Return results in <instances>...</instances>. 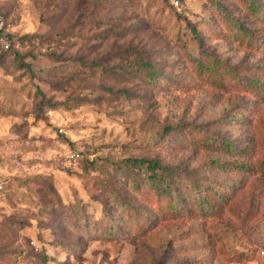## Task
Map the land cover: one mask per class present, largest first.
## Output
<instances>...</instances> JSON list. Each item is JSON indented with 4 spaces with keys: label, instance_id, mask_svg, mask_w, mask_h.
I'll return each mask as SVG.
<instances>
[{
    "label": "rangeland",
    "instance_id": "rangeland-1",
    "mask_svg": "<svg viewBox=\"0 0 264 264\" xmlns=\"http://www.w3.org/2000/svg\"><path fill=\"white\" fill-rule=\"evenodd\" d=\"M256 3L0 0V264H264Z\"/></svg>",
    "mask_w": 264,
    "mask_h": 264
},
{
    "label": "trees",
    "instance_id": "trees-1",
    "mask_svg": "<svg viewBox=\"0 0 264 264\" xmlns=\"http://www.w3.org/2000/svg\"><path fill=\"white\" fill-rule=\"evenodd\" d=\"M249 9L251 8L252 12L257 15V9H259V5L256 3V0H245ZM228 18V15H225ZM229 19V18H228ZM233 24L238 27L239 33L242 36H246L251 39L254 34L247 27L240 25L237 21L231 19ZM195 30V28H194ZM144 65H148L149 63L144 62ZM198 72H207L211 74L212 79L214 80H222V79H231L236 76V71L233 66L228 64H224L223 62L215 59L206 57L203 61H199L196 66ZM264 71V70H263ZM264 73V72H263ZM262 73V74H263ZM260 73L256 72L248 77H246V84L249 87H253L258 94H264V80L261 78ZM170 128H167L166 131H170ZM121 163H124L126 168L130 167H138L139 170L146 175L147 178L151 180V187L154 189L171 191L175 189L173 186V177L175 170L170 166L162 164V162L158 159H149L144 157H129L124 159ZM264 170V165H263ZM220 193L217 189L215 192V196H220ZM180 198V196H179ZM221 199V198H220ZM174 200L170 201V204H173ZM195 204L199 207L204 208L206 210L211 208V200L210 196H205V198L197 197L194 200Z\"/></svg>",
    "mask_w": 264,
    "mask_h": 264
}]
</instances>
